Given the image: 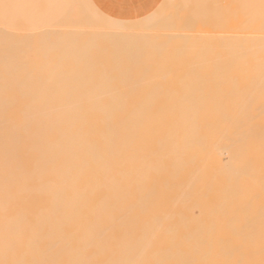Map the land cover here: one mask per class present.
<instances>
[{"label": "bare ground", "instance_id": "bare-ground-1", "mask_svg": "<svg viewBox=\"0 0 264 264\" xmlns=\"http://www.w3.org/2000/svg\"><path fill=\"white\" fill-rule=\"evenodd\" d=\"M0 264H264V0H0Z\"/></svg>", "mask_w": 264, "mask_h": 264}, {"label": "crops", "instance_id": "crops-1", "mask_svg": "<svg viewBox=\"0 0 264 264\" xmlns=\"http://www.w3.org/2000/svg\"><path fill=\"white\" fill-rule=\"evenodd\" d=\"M106 17L121 21L140 20L155 11L162 0H91Z\"/></svg>", "mask_w": 264, "mask_h": 264}, {"label": "rangeland", "instance_id": "rangeland-1", "mask_svg": "<svg viewBox=\"0 0 264 264\" xmlns=\"http://www.w3.org/2000/svg\"><path fill=\"white\" fill-rule=\"evenodd\" d=\"M105 54H106V53H105ZM184 60H186V61H184ZM184 60L182 61V63L184 62V64H185V62L188 61V58H185ZM188 62H189V61H188ZM188 62H187V63H188ZM182 63L180 64V65L182 66L181 73H180V71H179V72H177V74L175 73V75H173V77H176V76H177V77H179V76H183L182 74H183V72H184L185 70H186V72L184 73V75L189 76V77H191V74H192V73H193V74H196V72L199 73L198 75H201V74H200L201 71H202L203 69L206 68V69H208V71L204 70V71H202V72H207V73H209V74H208V77L206 76V79L203 78V79H201V81L198 80V83H200V85H202V86H205V85H206V83H204V82H205L208 78H210L209 75H210V76H213V75H215V74L218 73V71L212 66L215 70H214V72H212V73H214L213 75L210 74V73H211V72H210V69H211V68H210V65H209V67H208V65H207V67H206V65H203V66L198 67V68H196V67H195V68H192V67H193V66H192V67H189V68H190L189 70H187V69H184L185 66H183ZM190 65H192V64L190 63ZM181 66H180V67H181ZM186 66H187V65H186ZM186 68H188V67H186ZM191 69H192L193 71H192ZM196 69H197V70H196ZM199 69H200V70H199ZM189 72H190L191 74H190ZM178 73H179V74H178ZM193 74H192V75H193ZM202 74H204V73H202ZM178 75H179V76H178ZM205 75H207V74H205ZM201 77H203V76H201ZM175 79H177V78H173V81H174L173 83H175L176 81L179 80V79H178V80H175ZM185 81H186V80H185ZM185 81H184V82H185ZM203 81H204V82H203ZM207 82H208V81H207ZM202 83H203V84H202ZM204 84H205V85H204ZM202 88H203V87H202ZM202 88H199V90H200V89L203 90ZM204 89H205V88H204Z\"/></svg>", "mask_w": 264, "mask_h": 264}]
</instances>
